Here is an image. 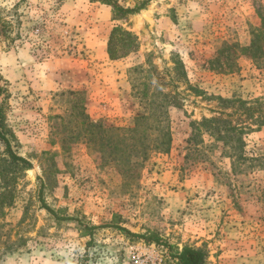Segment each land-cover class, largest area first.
Listing matches in <instances>:
<instances>
[{"label": "rangeland", "instance_id": "rangeland-1", "mask_svg": "<svg viewBox=\"0 0 264 264\" xmlns=\"http://www.w3.org/2000/svg\"><path fill=\"white\" fill-rule=\"evenodd\" d=\"M147 1L114 16L101 0H0V128L31 164L13 163L0 140V191L13 197L0 226L20 244L0 264H122L142 243L162 246L165 264L185 246L205 264H264V0ZM116 26L137 47L112 60ZM134 67L173 103L170 149L131 168L110 156L113 132L88 140L80 113L133 125ZM211 117L243 131L237 162L206 133L190 139Z\"/></svg>", "mask_w": 264, "mask_h": 264}, {"label": "trees", "instance_id": "trees-1", "mask_svg": "<svg viewBox=\"0 0 264 264\" xmlns=\"http://www.w3.org/2000/svg\"><path fill=\"white\" fill-rule=\"evenodd\" d=\"M101 1L112 7L114 16L135 14L142 10L148 2L144 0L137 6L124 8L115 0ZM262 18L264 20V17ZM256 36L258 41H263L264 30L260 28ZM136 47V37L131 32L119 26L112 28L107 43V52L110 59L115 60L126 56L134 51ZM177 65L181 67L180 62H177ZM132 71L136 72L131 78L133 79V93L143 107L142 113L135 116L133 125L125 128L103 126L101 123L89 121L86 114H83V112L80 113L82 116V124L85 126L83 130H85L88 140L94 141L99 137L103 140L102 134L113 132L115 136L112 137L116 140L113 143L110 156H114L116 160H123L131 168L144 162L148 158L150 151L167 152L170 149L171 136L166 122L168 119V107L173 103L171 97L163 92L159 86L152 87V75L150 71H144L142 67H134ZM143 72L145 73L143 74ZM223 101L230 102L232 100ZM192 125V136L190 139L195 138L202 132L206 133L210 137H213L216 142H221L224 146H230L232 150L226 153L229 157L234 158L236 162L243 157L241 153L237 154L235 152V148H241L243 145L241 138L243 131L236 124L232 125L225 118L211 117L202 118L199 122H193ZM0 140L4 142L13 163L16 165L17 163L21 164L25 168L31 166L27 159L15 154L11 150L10 142L1 128ZM130 157H133L136 161H131ZM3 189L0 191V214H3L4 205H10L13 199L11 190L8 189L7 184H4ZM41 201L43 202V207L55 215L56 212L48 207L43 200ZM116 227L124 230L119 226ZM92 228V226H85L89 235L91 234ZM7 236L1 231L0 226V262L7 254L14 252L20 245L19 243L9 242ZM147 241H158V239L155 235L151 234L147 238ZM171 253L175 259L174 264H205V253L202 249L185 246L180 251L174 249Z\"/></svg>", "mask_w": 264, "mask_h": 264}, {"label": "built area", "instance_id": "built-area-1", "mask_svg": "<svg viewBox=\"0 0 264 264\" xmlns=\"http://www.w3.org/2000/svg\"><path fill=\"white\" fill-rule=\"evenodd\" d=\"M165 253L164 248L157 244L131 245L122 264H165Z\"/></svg>", "mask_w": 264, "mask_h": 264}]
</instances>
